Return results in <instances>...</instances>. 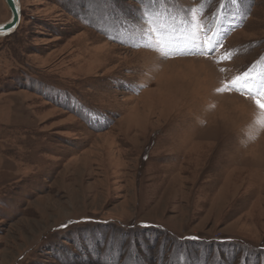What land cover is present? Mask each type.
<instances>
[{
    "label": "rangeland",
    "instance_id": "rangeland-1",
    "mask_svg": "<svg viewBox=\"0 0 264 264\" xmlns=\"http://www.w3.org/2000/svg\"><path fill=\"white\" fill-rule=\"evenodd\" d=\"M20 2L0 264H264V0Z\"/></svg>",
    "mask_w": 264,
    "mask_h": 264
},
{
    "label": "water",
    "instance_id": "water-1",
    "mask_svg": "<svg viewBox=\"0 0 264 264\" xmlns=\"http://www.w3.org/2000/svg\"><path fill=\"white\" fill-rule=\"evenodd\" d=\"M11 17L8 21L0 23V37H6L14 34L19 28L22 20V8L20 0H5Z\"/></svg>",
    "mask_w": 264,
    "mask_h": 264
},
{
    "label": "bare ground",
    "instance_id": "bare-ground-1",
    "mask_svg": "<svg viewBox=\"0 0 264 264\" xmlns=\"http://www.w3.org/2000/svg\"><path fill=\"white\" fill-rule=\"evenodd\" d=\"M252 104V103H251Z\"/></svg>",
    "mask_w": 264,
    "mask_h": 264
}]
</instances>
